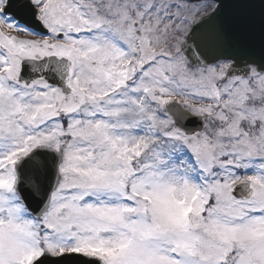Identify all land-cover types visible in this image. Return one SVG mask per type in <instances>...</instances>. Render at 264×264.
<instances>
[{
	"label": "snow or ice",
	"instance_id": "6c2138e0",
	"mask_svg": "<svg viewBox=\"0 0 264 264\" xmlns=\"http://www.w3.org/2000/svg\"><path fill=\"white\" fill-rule=\"evenodd\" d=\"M0 264H264V0H0Z\"/></svg>",
	"mask_w": 264,
	"mask_h": 264
}]
</instances>
